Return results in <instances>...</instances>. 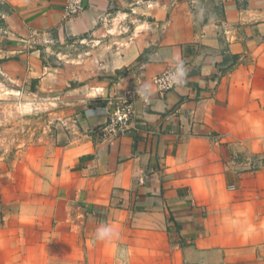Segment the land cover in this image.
<instances>
[{
	"label": "crops",
	"instance_id": "0c3cea01",
	"mask_svg": "<svg viewBox=\"0 0 264 264\" xmlns=\"http://www.w3.org/2000/svg\"><path fill=\"white\" fill-rule=\"evenodd\" d=\"M0 3V264H264V0ZM78 44L97 75L67 79ZM128 91L145 99L106 141Z\"/></svg>",
	"mask_w": 264,
	"mask_h": 264
},
{
	"label": "built area",
	"instance_id": "2783aa9c",
	"mask_svg": "<svg viewBox=\"0 0 264 264\" xmlns=\"http://www.w3.org/2000/svg\"><path fill=\"white\" fill-rule=\"evenodd\" d=\"M87 0H63L61 5L66 18H72L82 13L86 7ZM157 91L162 95L172 89L178 88L184 83V66L176 63L167 67L153 80ZM138 98H144L145 94L135 91H128L121 96H115L109 110L107 122L101 126L100 134L110 141L123 134L126 126L131 121L134 113V102Z\"/></svg>",
	"mask_w": 264,
	"mask_h": 264
},
{
	"label": "rangeland",
	"instance_id": "374dc122",
	"mask_svg": "<svg viewBox=\"0 0 264 264\" xmlns=\"http://www.w3.org/2000/svg\"><path fill=\"white\" fill-rule=\"evenodd\" d=\"M7 11V8L5 7L4 4L0 3V43H2V41H7L5 37H9V35L7 33H4V31L7 29L6 27V22H5V17L4 15L2 16L3 12ZM128 34L129 31L127 32ZM89 43V42H88ZM78 45L71 46V48L69 49V51H67V54H69L66 57L61 58L60 60H58L59 63H54L55 65L59 66L60 68H62L65 72V76L67 79L72 78L73 77H79V74L82 75H87L89 73L94 72V66L93 64L97 65V63L95 62V60H84L85 58L88 57H98L99 54H101L102 52H98V51H94L96 48H98L97 45L91 46L90 44H84L83 46V50L81 48H77ZM81 51L82 53V57L81 59H79V57L76 54H79V52ZM93 50V51H91ZM86 52V53H84ZM2 55V54H1ZM76 58V59H75ZM89 61H91L92 65H90ZM93 75H97L95 72L91 74V76ZM85 77V76H84ZM68 81V80H67ZM21 100V99H20ZM7 115V114H6ZM9 119H8V118ZM21 117V115L19 116ZM12 118H15V116H5L2 118V120L4 122H9ZM8 133V132H7Z\"/></svg>",
	"mask_w": 264,
	"mask_h": 264
},
{
	"label": "clouds",
	"instance_id": "9594fccd",
	"mask_svg": "<svg viewBox=\"0 0 264 264\" xmlns=\"http://www.w3.org/2000/svg\"><path fill=\"white\" fill-rule=\"evenodd\" d=\"M119 232L114 230L112 227L102 225L96 229L94 234L95 241L111 242L114 239H119Z\"/></svg>",
	"mask_w": 264,
	"mask_h": 264
}]
</instances>
